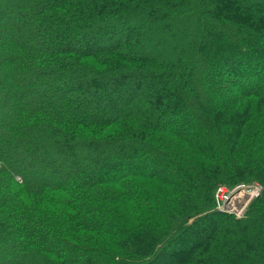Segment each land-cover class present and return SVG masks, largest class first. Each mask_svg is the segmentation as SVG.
<instances>
[{
  "label": "trees",
  "instance_id": "trees-1",
  "mask_svg": "<svg viewBox=\"0 0 264 264\" xmlns=\"http://www.w3.org/2000/svg\"><path fill=\"white\" fill-rule=\"evenodd\" d=\"M10 2L29 29L0 32V264H264V0ZM63 81L137 93L90 109ZM54 157L81 179L38 175ZM256 182L243 217L218 210Z\"/></svg>",
  "mask_w": 264,
  "mask_h": 264
},
{
  "label": "rangeland",
  "instance_id": "rangeland-1",
  "mask_svg": "<svg viewBox=\"0 0 264 264\" xmlns=\"http://www.w3.org/2000/svg\"><path fill=\"white\" fill-rule=\"evenodd\" d=\"M10 3H11L10 0H0V12H2V14L4 15V19L0 17V32H2L3 30L5 31V30L9 29V27L11 28L12 23H14L16 25V27L20 26V28L24 32H27V29H29V27H27L25 21H23V19H21V16H23V14H24V12H21V11H24L25 7L22 8L21 5H15V3H11V4ZM112 26L115 27L116 25L112 24ZM133 26H135V25H130V27H133ZM108 27H106V28L109 29ZM106 28L97 29L99 36H101L102 38L108 36ZM108 34L111 35V33H109V32H108ZM96 44L106 45V43H104L103 41L100 43L98 42ZM257 67H259L257 69V71H253V70L251 71V72L256 73L258 75V77L255 75L256 76V79H255L256 82L253 84L252 87H255L257 85V83H259V84L264 83V78L260 77L261 71H263V69H262L263 66L260 64V66H257ZM69 81H70V79H69ZM69 81L68 82L63 81V84H66V83L70 84L71 82H69ZM66 85H64L63 88L62 87L57 88L58 89L57 90L58 96H64L65 97V96H69L72 94L70 97L72 104H75L76 103L75 101H77V103L82 102V103L89 105L90 109L91 108L99 109L100 107H105V103L109 102L110 100L116 99L117 97H120V96L122 99V98L127 97V95H132L135 92L137 93V88L135 87V85L134 86L126 85V87H125V86H122V84H121L119 87L114 88L113 86L107 87V86L100 85V84H95V85L89 84L85 87V89L81 88V89L85 90V93L83 94L84 97L81 98V93L76 94L77 91L79 92V89L77 86H70V85L66 86ZM52 86L53 85H50V87L52 88L51 90L54 91L55 88ZM35 88H36V90H35L36 93L37 92L38 93H44L45 97L47 99L49 98V95L51 93V91L49 90V86L41 87V86H39V84H36ZM115 89H119V90L116 91ZM147 95H150V94L147 93ZM77 97H78V99H77ZM97 98H99V99L97 100ZM93 156H94V154H93ZM62 159L63 158H61V157H54V158H50L48 160L41 161L43 163L38 162L37 164L39 165V167H36L37 168L36 169L37 174L40 175V174L44 173L46 169L49 170V169L57 168L59 170V172L65 171V172H71L74 174H78L77 176H75V179L79 181L81 179L80 174L83 173V169L80 168V165H77V161L73 162L71 159H65L64 161H61ZM87 162L84 161L83 163H81V165H87ZM92 168H94V166L90 165L88 169H92ZM146 168H147V165H146ZM46 174H47V172L44 175H46ZM102 174H105V173L102 172ZM17 179H18V177H17ZM72 179H73V177H72ZM251 185H259V187L262 189V186L257 182L252 183V184H240L234 188H230L228 186H224V187L227 188V190L232 191L233 189L240 187V186H251ZM260 192H261V190H260ZM243 193H245V191ZM233 201H235V198L233 199ZM216 207H217V204H216ZM246 212H247V210L245 211V213ZM245 213H244V215H245Z\"/></svg>",
  "mask_w": 264,
  "mask_h": 264
},
{
  "label": "built area",
  "instance_id": "built-area-1",
  "mask_svg": "<svg viewBox=\"0 0 264 264\" xmlns=\"http://www.w3.org/2000/svg\"><path fill=\"white\" fill-rule=\"evenodd\" d=\"M241 188H245V186H241ZM261 188L258 185H255L249 189H246V195L249 196V200L256 198L260 195ZM233 192L227 190L225 187H220L216 192V201L219 208H222L223 206H228L233 199ZM248 202V201H247Z\"/></svg>",
  "mask_w": 264,
  "mask_h": 264
},
{
  "label": "water",
  "instance_id": "water-1",
  "mask_svg": "<svg viewBox=\"0 0 264 264\" xmlns=\"http://www.w3.org/2000/svg\"><path fill=\"white\" fill-rule=\"evenodd\" d=\"M248 200H249V196H245L243 202L238 204L237 210L240 211Z\"/></svg>",
  "mask_w": 264,
  "mask_h": 264
},
{
  "label": "bare ground",
  "instance_id": "bare-ground-1",
  "mask_svg": "<svg viewBox=\"0 0 264 264\" xmlns=\"http://www.w3.org/2000/svg\"><path fill=\"white\" fill-rule=\"evenodd\" d=\"M45 13V12H44Z\"/></svg>",
  "mask_w": 264,
  "mask_h": 264
}]
</instances>
